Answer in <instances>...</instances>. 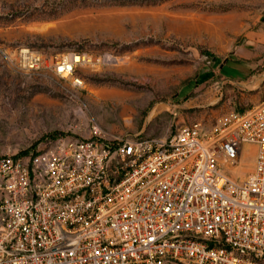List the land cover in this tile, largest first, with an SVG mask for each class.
<instances>
[{
  "label": "built area",
  "instance_id": "obj_1",
  "mask_svg": "<svg viewBox=\"0 0 264 264\" xmlns=\"http://www.w3.org/2000/svg\"><path fill=\"white\" fill-rule=\"evenodd\" d=\"M107 60L19 52L27 70L77 87L78 69ZM0 264H264V101L165 138L93 123L0 156Z\"/></svg>",
  "mask_w": 264,
  "mask_h": 264
},
{
  "label": "rangeland",
  "instance_id": "obj_2",
  "mask_svg": "<svg viewBox=\"0 0 264 264\" xmlns=\"http://www.w3.org/2000/svg\"><path fill=\"white\" fill-rule=\"evenodd\" d=\"M24 48L110 60L78 69L77 87L24 68ZM263 101L264 0H0V156L87 137L93 123L165 138Z\"/></svg>",
  "mask_w": 264,
  "mask_h": 264
},
{
  "label": "bare ground",
  "instance_id": "obj_3",
  "mask_svg": "<svg viewBox=\"0 0 264 264\" xmlns=\"http://www.w3.org/2000/svg\"><path fill=\"white\" fill-rule=\"evenodd\" d=\"M249 149H250V148H249L248 146L245 147V154H248V153H249ZM247 156H248V155H247ZM247 156H246L245 158H247ZM244 160L246 161V159H244Z\"/></svg>",
  "mask_w": 264,
  "mask_h": 264
},
{
  "label": "trees",
  "instance_id": "obj_4",
  "mask_svg": "<svg viewBox=\"0 0 264 264\" xmlns=\"http://www.w3.org/2000/svg\"><path fill=\"white\" fill-rule=\"evenodd\" d=\"M24 153H26V152H24Z\"/></svg>",
  "mask_w": 264,
  "mask_h": 264
}]
</instances>
